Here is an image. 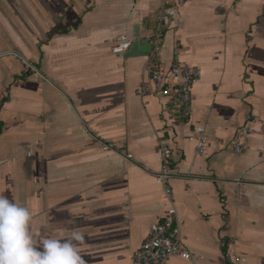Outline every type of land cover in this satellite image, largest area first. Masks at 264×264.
<instances>
[{
  "label": "crops",
  "instance_id": "crops-1",
  "mask_svg": "<svg viewBox=\"0 0 264 264\" xmlns=\"http://www.w3.org/2000/svg\"><path fill=\"white\" fill-rule=\"evenodd\" d=\"M164 2L0 0V192L41 238L83 232L86 264H131L169 206L155 180L165 143L181 244L199 257L166 264H227L233 237L243 264H264V0H185L168 21L159 63L178 48L201 68L188 122L169 98L137 93Z\"/></svg>",
  "mask_w": 264,
  "mask_h": 264
},
{
  "label": "built area",
  "instance_id": "built-area-1",
  "mask_svg": "<svg viewBox=\"0 0 264 264\" xmlns=\"http://www.w3.org/2000/svg\"><path fill=\"white\" fill-rule=\"evenodd\" d=\"M184 1L175 0V2L169 4L170 2L166 0L155 11L157 30L146 36L147 39L153 38L156 40L145 62V70L148 72L150 80L149 82H142L137 88V93L144 95L154 92L161 97L169 98L178 110L179 118L184 122H188L192 114V89L199 80L201 68L185 59H181L178 48L173 50V59L169 66L165 67L157 60L161 50L160 41L164 37L168 21L175 15L177 8L183 5ZM131 43V39L122 36L120 42L112 46V52L124 55ZM22 62L29 73L35 74L38 72L25 60ZM254 119L250 112L245 114L244 124L240 130L241 136L250 133V124ZM204 132V126H197L195 133L189 137L190 140L195 142L194 151L198 156H203L205 153L206 139ZM103 147L109 149L110 146L105 144ZM231 147L236 154L242 151V144L239 141L233 142ZM160 159L161 163L155 173V180L162 186L169 206L163 219L151 226L147 238L132 253L131 264H166L168 259L172 257L191 261H196L199 258L181 244L179 222L176 209L172 203L173 192L170 185L172 152L165 143L160 145ZM237 244L238 240L234 237L225 242L224 258L227 264H243L246 262V256L237 250Z\"/></svg>",
  "mask_w": 264,
  "mask_h": 264
},
{
  "label": "clouds",
  "instance_id": "clouds-1",
  "mask_svg": "<svg viewBox=\"0 0 264 264\" xmlns=\"http://www.w3.org/2000/svg\"><path fill=\"white\" fill-rule=\"evenodd\" d=\"M32 213L0 192V264H86L80 231L41 238Z\"/></svg>",
  "mask_w": 264,
  "mask_h": 264
}]
</instances>
